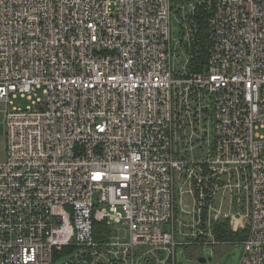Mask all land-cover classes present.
Returning <instances> with one entry per match:
<instances>
[{"label": "built area", "instance_id": "obj_1", "mask_svg": "<svg viewBox=\"0 0 264 264\" xmlns=\"http://www.w3.org/2000/svg\"><path fill=\"white\" fill-rule=\"evenodd\" d=\"M199 6L197 71L178 58ZM173 9L0 0V102H32L5 115L0 264H176L225 220L247 230L240 264H264V0L182 3L179 44Z\"/></svg>", "mask_w": 264, "mask_h": 264}, {"label": "rangeland", "instance_id": "obj_2", "mask_svg": "<svg viewBox=\"0 0 264 264\" xmlns=\"http://www.w3.org/2000/svg\"><path fill=\"white\" fill-rule=\"evenodd\" d=\"M190 0H173L174 11L172 13V37L173 44H177L178 39H181L183 35V28L181 26V20L183 15L181 12H175L176 7H180L182 3ZM179 44V43H178ZM183 49L179 51V58L181 62H186L188 44L186 40L182 41ZM180 63V62H179ZM175 66L178 67L176 62ZM9 100H12V104H9ZM7 101L0 102V161L5 160L7 156L6 149V123L5 115L6 112L11 109L12 106H16L22 109L27 108L32 102L27 97L18 95L17 97H10ZM215 126L214 123L211 125L210 136L214 139ZM178 148V143L175 142V149ZM207 149V146H205ZM177 157V155H175ZM122 228V232L126 229V226L119 224L117 225ZM200 246L199 244H193ZM214 245V246H213ZM243 254V244L241 242H221L218 244L203 245L194 249V251L184 252L183 247L179 246L177 249L176 264H240L241 257ZM70 258V255H62L55 259L54 264H63ZM201 258H206V261H200Z\"/></svg>", "mask_w": 264, "mask_h": 264}, {"label": "trees", "instance_id": "obj_3", "mask_svg": "<svg viewBox=\"0 0 264 264\" xmlns=\"http://www.w3.org/2000/svg\"><path fill=\"white\" fill-rule=\"evenodd\" d=\"M207 19L208 14L203 6H199L198 10L194 14L193 20L190 24L193 28H196V36L193 43L188 46L187 50L191 52V60L189 67L191 70H203L208 58V33H207ZM215 239L221 242H240L247 235V230L234 231L231 229L229 221H219L214 225ZM106 230V225L103 222H97L94 225V234L97 238L102 237L103 232ZM201 239V238H198ZM200 246L189 245L184 246L185 252L194 251ZM68 249L64 251H59L55 255V259L60 257L61 254L68 252Z\"/></svg>", "mask_w": 264, "mask_h": 264}, {"label": "water", "instance_id": "obj_4", "mask_svg": "<svg viewBox=\"0 0 264 264\" xmlns=\"http://www.w3.org/2000/svg\"><path fill=\"white\" fill-rule=\"evenodd\" d=\"M200 261H203L204 262V261H206V258H201Z\"/></svg>", "mask_w": 264, "mask_h": 264}]
</instances>
